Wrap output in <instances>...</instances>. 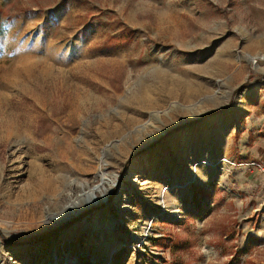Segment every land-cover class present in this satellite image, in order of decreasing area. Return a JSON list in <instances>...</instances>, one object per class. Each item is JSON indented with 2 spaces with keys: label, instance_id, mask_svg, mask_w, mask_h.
<instances>
[{
  "label": "rangeland",
  "instance_id": "374dc122",
  "mask_svg": "<svg viewBox=\"0 0 264 264\" xmlns=\"http://www.w3.org/2000/svg\"><path fill=\"white\" fill-rule=\"evenodd\" d=\"M262 56L264 0H0V264H264Z\"/></svg>",
  "mask_w": 264,
  "mask_h": 264
},
{
  "label": "bare ground",
  "instance_id": "6f19581e",
  "mask_svg": "<svg viewBox=\"0 0 264 264\" xmlns=\"http://www.w3.org/2000/svg\"><path fill=\"white\" fill-rule=\"evenodd\" d=\"M254 59H257V58H255V57H253ZM260 59H264V56H262ZM70 139V136L68 135H66L65 137H64V140H63V145L65 146V147H68L69 145H68V143H69V140ZM59 149H61V147L60 146H58L57 147V150L58 151H60ZM69 152V151H68ZM32 156V158H33V160L32 161H35L36 159H37V155L36 154H32L31 155ZM37 161V160H36ZM59 161V160H58ZM35 165H40V164H35ZM37 166V167H38ZM40 169H42V168H40ZM86 169V168H85ZM62 170V169H61ZM32 174V173H31ZM38 175V174H37ZM32 176V175H31ZM34 176H36V175H34ZM57 181L58 182H62V183H68V181H69V178L67 177V174H66V172H61L57 177ZM52 182H50L49 180H46V179H43V180H40L39 179V182H38V184H37V186L35 187L36 188V191L37 192H42V191H49L51 188H52ZM54 188V187H53ZM164 197V196H163ZM78 199V198H77ZM79 203H81V200L79 199V200H77L76 202H74V205L75 206H78V204ZM162 207H165V206H162ZM61 219V218H60ZM61 220H63V218L61 219ZM98 264H102V262L101 261H99V263Z\"/></svg>",
  "mask_w": 264,
  "mask_h": 264
},
{
  "label": "trees",
  "instance_id": "16d2710c",
  "mask_svg": "<svg viewBox=\"0 0 264 264\" xmlns=\"http://www.w3.org/2000/svg\"><path fill=\"white\" fill-rule=\"evenodd\" d=\"M245 85H247V84H245V83L242 84V87H245ZM198 120H199V119H194V120L188 121V122H187V125L194 124V123L198 122ZM83 214L85 215L86 212H84ZM83 214L79 215V218L73 219V220H72L70 223H68L67 225L65 224V226H62V227L57 228L56 230H51V231H49V232H47V233H44L41 237L47 239L48 237L57 234V232L60 231V230H62L64 227H67L69 224H72V223H74L75 221L79 220L81 217H83V216H82ZM39 238H40V237H36V238H34L32 241L39 240ZM14 243H15V242H14ZM16 243H17V244H20V242H16Z\"/></svg>",
  "mask_w": 264,
  "mask_h": 264
},
{
  "label": "water",
  "instance_id": "95a60500",
  "mask_svg": "<svg viewBox=\"0 0 264 264\" xmlns=\"http://www.w3.org/2000/svg\"><path fill=\"white\" fill-rule=\"evenodd\" d=\"M199 117H201V115L194 116L192 119H197Z\"/></svg>",
  "mask_w": 264,
  "mask_h": 264
}]
</instances>
